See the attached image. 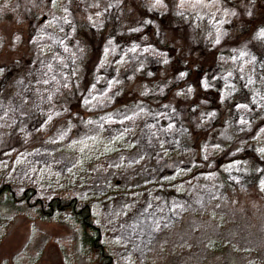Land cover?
<instances>
[{
    "label": "rangeland",
    "instance_id": "1",
    "mask_svg": "<svg viewBox=\"0 0 264 264\" xmlns=\"http://www.w3.org/2000/svg\"><path fill=\"white\" fill-rule=\"evenodd\" d=\"M51 1L57 2L52 9L53 12H50L49 16L43 15L44 18L34 32L33 43L38 59L33 57L31 64L36 65L34 66L36 69L31 68L29 74L23 71L24 74L15 77L13 94L0 102V143L7 146V150L3 149L6 151L0 153V174L4 172L12 186L32 185L41 196H46L54 191L55 186H60L64 182L78 187L92 185L95 176L105 175V172L110 170L105 163H110L109 172L113 173L114 169L119 175L125 174V177L131 176L130 173L132 177L137 172L140 173L141 178L145 179L146 187L144 186L145 192L137 200L113 197L110 202H100L95 209L96 218L105 229L107 242L113 248L117 264H264L262 260L264 246L256 238L262 229L260 223L264 224V207L262 209L264 202L261 197L256 199L255 196H248L250 193L248 189H252L250 187L247 189L244 183L250 178L251 171L243 165L234 164L237 158H233L242 150L253 146L258 158L264 161V120L257 122V127L251 132L254 115L261 113L264 117V89L263 92L255 90L249 98L246 94L237 97L227 110V119L218 125L216 139L211 141L208 139L209 141H205L201 147L202 160L208 164V168L217 166L219 159L224 160L223 165L229 167L226 174L227 182L233 184V188L240 187L239 196L232 194L233 192H222V185L215 174L199 182L187 174V182L176 187L174 192L176 197L169 199L163 196L165 187L161 183L165 185L166 183L157 180L153 170L149 169L169 159L175 163L179 161V165L183 167V161L180 160L184 152L169 153L170 149L167 150L168 147L178 144L184 132L179 118L181 114L173 106L172 101L164 102L151 111L141 106L134 111H128L125 115L99 113L95 120L97 128H103L106 135L111 134L113 138L120 136L126 139L128 148L121 151L126 158L118 162L113 156L106 160L94 156L97 160L85 165L92 171L90 174L75 176L67 181L61 179H67V170L71 166L69 161L72 159L65 156L55 159L47 148L43 147L26 148L20 152L12 149L14 143L21 144L23 139H29L34 135L31 128L21 126L20 119L38 112L46 114L39 125L40 129L47 130L56 124L53 121L61 113L57 110L50 111V102L57 89L68 87L72 81L65 64L67 55L71 57L81 54L80 47L75 45L77 44L74 41L75 36L66 30L67 26L72 28V23L67 17L69 13L65 1ZM0 5L6 9L12 4L5 1ZM177 8L181 13L194 11L198 16H206V10H209L215 16L206 0H190L189 3L181 4ZM100 14L96 11L89 16V22L94 28L103 25ZM222 20L225 22L222 18L212 22L216 27L217 42L223 39L225 24ZM19 28L20 26H16V29ZM138 28L140 29L139 26ZM0 30L1 34H6L4 42L0 43L2 51L18 45L17 32L13 33L11 30L5 32L6 25L3 28L1 26ZM109 35L103 47L96 82L88 88L85 101L94 112H101L112 105L114 96L122 85L118 78L122 72L119 67H116L114 75L110 76L108 73L116 53L119 52L113 34ZM254 35L256 39L263 40V28H256ZM251 48L246 44L235 46L230 57L223 59L225 67L200 79L201 88L206 90L212 83L218 84L222 81L233 84L235 80L241 78L245 86L257 83L261 87L264 77H260L253 69L254 65H258V55ZM124 50L119 58V65L123 69L142 58L154 61H164L167 58L152 45H134L125 47ZM148 88L144 91L149 96L164 95L163 85L155 89ZM181 92L185 94L184 99L193 93L190 85ZM220 99L222 102L228 101L229 92L221 93ZM201 104L202 106L196 109V127L206 129L212 121H217L218 113ZM66 125L68 126L65 128ZM64 126H61L57 134L49 136L50 140H57L60 145L67 144L74 138L71 126L67 123ZM248 132H251L248 137L250 141H244ZM90 133L88 135H91ZM92 134L95 136L98 133ZM106 135L101 139H105ZM232 139L238 140L237 147L228 151L224 144ZM159 141L161 146L158 145ZM103 145L105 144L98 146ZM71 147H76L75 141L69 143V148ZM109 148L112 149L111 146ZM188 157L187 154L185 158ZM198 166L202 167L200 164ZM184 169L187 170L186 167ZM257 174L258 191L261 189L264 194V169H260V173L257 171ZM254 191L255 189L252 193ZM243 196L245 201L241 202ZM248 215L253 218L249 217L252 224L247 226ZM215 237L223 242L225 240L226 244L231 240L227 245L229 249L222 248L217 254L211 249H205V243L210 239L214 240ZM31 244L42 245L39 255L41 264L83 263V251L78 249V243L74 239L71 224L66 216H58L54 222L46 223L32 221L10 211H1L0 264L2 259H11L13 256V260H7L9 264L10 261L15 264H38V260L35 262L32 257L35 255V249L27 252ZM245 247L248 252L243 250Z\"/></svg>",
    "mask_w": 264,
    "mask_h": 264
},
{
    "label": "trees",
    "instance_id": "2",
    "mask_svg": "<svg viewBox=\"0 0 264 264\" xmlns=\"http://www.w3.org/2000/svg\"><path fill=\"white\" fill-rule=\"evenodd\" d=\"M5 1H9L12 5H8L6 9L0 5V27L3 28L6 25L7 33L10 30L13 33L17 32L19 42L16 47L6 51L0 49V102L7 100V97L13 94L15 77L22 75L23 71L29 74L31 68L36 69L34 67L36 65L31 64L33 57L38 59L33 43L34 32L44 16H49L50 12H53L52 9L57 3L51 0H0V3L3 4ZM62 1L66 3L69 13L67 17L72 23V28L67 26L66 30L75 36L74 41L78 44L75 45L80 47L81 54L71 57L67 55L65 64L72 81L68 87L57 89L50 102V111L57 110L61 115L53 121L56 124L47 130L40 129L39 126L46 114L34 112L20 119L21 126L31 128L34 135L29 139H23L21 144L14 143L12 149L20 152L26 148L43 147L47 148L55 159L60 156L72 159L69 161L71 166L67 170V179H61L67 181L75 176L90 174L92 171L85 165L96 161L97 158L94 156L105 160L113 156V159L118 162L126 158V155L121 152L128 148L126 139L120 136L113 138L111 134L106 135L103 128H97L95 120L99 113L125 115L128 111H134L141 106L151 111L164 102L172 101L173 106L181 114L179 118L184 132L178 144L168 147L167 150L170 149L169 153L184 152L180 160L183 161V167L179 165V161L175 163L169 159L149 169L153 170L157 180L166 183V185L161 183L165 187L163 196L169 199L176 197L174 193L176 187L187 182V174L190 177L193 176L197 182L205 181L209 175L215 174L222 185V192H233L232 194L239 196L240 187L233 188V184L227 182L226 174L229 167L223 165L224 160L219 159L217 166L208 168V164L202 160L201 147L205 141L216 139L218 125L227 119V110L237 97L246 94L249 98L255 90L262 91L264 82L261 87L257 83L245 86L241 78L235 80L233 84L224 81L218 84L212 83L206 90L201 88L199 82L204 75L225 67L223 59L230 57L235 46L243 44L249 48L253 46L252 51L258 55V65H254L253 69L260 74V77H264V39L258 40L254 35V30L258 27L264 30V0H206L215 16L209 10H206V16H198L194 11L181 13L177 7L189 3L190 0ZM96 11L101 13L103 22L102 27L99 28H94L89 22L90 14L93 15ZM221 18L225 20V22L222 20L225 24L222 32L223 39L217 42L216 27L212 22L219 21ZM16 26L20 28L16 29ZM109 34H113L119 52L116 53L108 73L111 74L110 76L114 75L116 67H119L122 72L119 71L118 78L122 85L117 90L112 105L101 112H94L85 101L88 88L96 82L95 78L104 52L103 47ZM5 35L1 34L0 30V43L4 42ZM134 45H152L167 58L164 61L142 58L125 69L121 68L119 65L121 53L125 51V47ZM161 85L165 87L164 95L161 97L149 96L144 91L147 87L155 89ZM187 85L191 86L193 93L184 99L185 94L183 95L181 91ZM223 92H229L230 99L226 102L220 101ZM201 103L218 113L217 121H212L206 129L196 127V109L202 106ZM263 120L261 113L255 114L251 132L257 127L256 123ZM66 123L71 126L70 130L75 137L67 144L60 143V145L57 140H50L51 135L57 134L61 126ZM92 132L98 134L94 136ZM251 132L247 133L244 141H250L248 137ZM89 133L91 135H88ZM120 134L121 132L118 135ZM104 135L106 138L101 139ZM87 136L91 138L85 139L84 137ZM72 141H75V148H69V143ZM237 142L238 140L235 139L229 140L224 147L229 151L237 147ZM100 144L105 145L98 146ZM158 145L161 146L160 141ZM6 147L4 143H0V153L5 152ZM97 147L100 148L95 150ZM3 149L6 150L3 151ZM255 151L253 146L242 150L238 156L233 157L237 158L234 164L243 165L251 171L250 178L244 183L247 189L249 187L252 189H248L250 192L248 196L261 197L264 202V194L261 189L258 191L259 174H257V171L260 173V169H264V161L258 158ZM187 154L188 159L185 158ZM198 164L202 167L199 168ZM106 165L111 170L110 163H105ZM185 167L187 170L184 169ZM109 171H106L105 175L95 176L92 185L87 187H78L64 182L60 186H55L54 191L46 196H41L32 185L12 186L3 172L0 174V212L10 211L23 218L46 223L54 222L58 216H66L71 224L74 239L78 243V249L83 251L82 264H117L113 248L107 242L105 229L96 218L95 209L100 202H110L113 197L137 200L145 192L146 185L145 179L143 180L138 172L133 177L132 173H130L131 176L125 177V174L119 175L114 169L113 173ZM244 201L245 196L242 197L241 202ZM255 203H257L256 200ZM263 207L264 204L262 209ZM249 217L253 218V216L248 215L246 218L247 226L252 224ZM261 227L256 238L264 246L262 222ZM230 242L231 240L228 244ZM228 244L225 240L223 242L215 237L214 240L207 241L204 247L217 254L222 248H228ZM245 249L246 247L243 250L248 252ZM31 250H34L35 254L32 255L33 260L35 262L38 260V264H41L39 255L42 245L31 244L27 252ZM254 258L258 260L257 257L254 256ZM11 259H2L1 264H9L7 260ZM262 260L264 261V252ZM10 264L15 263L10 261Z\"/></svg>",
    "mask_w": 264,
    "mask_h": 264
}]
</instances>
